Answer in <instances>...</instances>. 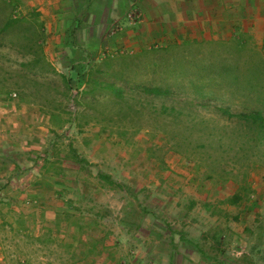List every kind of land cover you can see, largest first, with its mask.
<instances>
[{
  "label": "rangeland",
  "instance_id": "obj_1",
  "mask_svg": "<svg viewBox=\"0 0 264 264\" xmlns=\"http://www.w3.org/2000/svg\"><path fill=\"white\" fill-rule=\"evenodd\" d=\"M114 28L109 39L125 36ZM136 29L120 48L65 56L48 43L44 1L0 0V264H264V141L248 142L238 116L264 114V70L248 74L264 59V35ZM185 41L243 48L176 51L189 62L182 78L123 75L134 85L170 82L178 105L169 116L131 98L83 99L89 86L78 75L95 65ZM45 58L72 80L71 98ZM198 79L212 107L188 86Z\"/></svg>",
  "mask_w": 264,
  "mask_h": 264
},
{
  "label": "crops",
  "instance_id": "obj_2",
  "mask_svg": "<svg viewBox=\"0 0 264 264\" xmlns=\"http://www.w3.org/2000/svg\"><path fill=\"white\" fill-rule=\"evenodd\" d=\"M41 1L45 2V32L54 36L48 43L52 49L64 51L65 56L69 55L67 51L125 46L128 34L136 27L139 36L151 30L160 35H193L245 29L264 35V0ZM135 10L141 14L140 21L130 27L127 16ZM113 28H121L120 34L125 36L109 39Z\"/></svg>",
  "mask_w": 264,
  "mask_h": 264
},
{
  "label": "trees",
  "instance_id": "obj_3",
  "mask_svg": "<svg viewBox=\"0 0 264 264\" xmlns=\"http://www.w3.org/2000/svg\"><path fill=\"white\" fill-rule=\"evenodd\" d=\"M36 17V15H35ZM19 24L20 22L17 21ZM16 23V24H17ZM41 26V25H40ZM43 34V32H41ZM193 44H219L225 46H233L237 48L236 50L242 49L241 45H227L223 41H209L200 43L198 41H185L182 44H172L168 47H163L159 49H149L142 50L141 52L134 55L121 56L118 58H110L108 60L103 61L95 65L92 69L88 70L87 75H78L81 78L86 77V84L89 86V90L83 91L82 97H92L96 99L101 98H112L118 101H125L128 98L135 101L136 104L143 108L147 105L154 111L159 112L164 115H171L177 111V97L175 96V88L170 82H162V83H153V82H143L139 84H131L129 81L124 78V74H131L138 70H143L145 72H149L152 74H157L159 72H163L167 75L176 74V76L187 75V69L185 68V64L189 63L187 61V57H183L182 59L177 58L175 55L172 56L174 52H183L187 47L192 46ZM224 47V46H223ZM37 53L32 54L35 56ZM43 54V53H42ZM256 64L252 67H248V74L252 76L259 69L263 72L264 70V59L263 57H256ZM39 62V61H38ZM116 66L123 67V74L114 75L111 73L113 68ZM45 69H48V72L53 75H58V77L63 81L65 85V96L66 98H71L72 92V80L65 75L58 74L55 69L47 62L45 58ZM251 69L255 70L253 73ZM207 71V70H206ZM218 72V71H216ZM259 72V71H258ZM219 74L225 75L228 72L226 70L218 72ZM120 74V72H119ZM200 76V75H198ZM264 76V74H263ZM113 77V79H111ZM181 77V78H182ZM220 78V77H218ZM264 78V77H263ZM200 79L198 80H189V85L193 90L200 96L202 104L205 107H212V105H207L208 103H203L208 93L205 91L204 86H200ZM220 80V79H218ZM235 80H233L234 82ZM218 82V81H217ZM182 83V82H181ZM184 83V82H183ZM232 84V80L231 83ZM251 84V82L249 83ZM131 85V86H128ZM219 85V84H217ZM180 90H186L187 84H181ZM260 88H264V81L260 82ZM258 87V88H259ZM210 94V93H209ZM211 95V94H210ZM70 96V97H69ZM211 99V98H210ZM158 101V102H157ZM160 104V105H159ZM214 109L219 110V107H214ZM221 110V109H220ZM241 119H243L245 128L247 131L244 133L247 141L250 143H254L255 146H259L263 144L264 136L261 137V131L264 132V114L262 111H249L244 112L241 115H238ZM260 135V136H259ZM100 178L109 184L110 186H118L122 187L120 184L116 183L110 176L101 174ZM241 200V195L235 194L233 197L229 199V203L237 204ZM46 236V235H45ZM31 240L41 241L40 237H30Z\"/></svg>",
  "mask_w": 264,
  "mask_h": 264
},
{
  "label": "built area",
  "instance_id": "obj_4",
  "mask_svg": "<svg viewBox=\"0 0 264 264\" xmlns=\"http://www.w3.org/2000/svg\"><path fill=\"white\" fill-rule=\"evenodd\" d=\"M141 17V14L138 12V10L131 11L129 15L127 16V20L131 25L135 24L137 20H139ZM117 31H121V28H117Z\"/></svg>",
  "mask_w": 264,
  "mask_h": 264
}]
</instances>
